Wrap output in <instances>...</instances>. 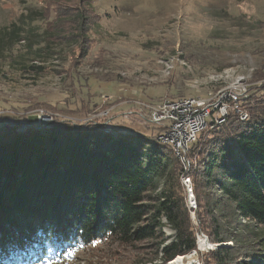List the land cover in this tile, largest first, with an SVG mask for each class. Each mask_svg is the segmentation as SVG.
<instances>
[{"label": "trees", "instance_id": "16d2710c", "mask_svg": "<svg viewBox=\"0 0 264 264\" xmlns=\"http://www.w3.org/2000/svg\"><path fill=\"white\" fill-rule=\"evenodd\" d=\"M58 17L29 9L1 27L0 69L13 63L40 74L58 56L53 45L65 41L86 55L90 15L77 7L72 17ZM255 71L264 78V62ZM81 92L62 101L65 110L29 106L81 118L110 105ZM9 99L1 109H18ZM239 106L248 118L229 109L223 123L204 129L189 148L188 170L159 141L157 126L143 125L152 135L114 134L102 131L103 123L75 126L54 117L36 126V116L1 114L0 264L57 263L105 238L152 241L159 262L149 264H167L197 250V232L214 244L232 243L207 252L214 264H264V81L249 86ZM182 177L191 181L198 227Z\"/></svg>", "mask_w": 264, "mask_h": 264}, {"label": "rangeland", "instance_id": "374dc122", "mask_svg": "<svg viewBox=\"0 0 264 264\" xmlns=\"http://www.w3.org/2000/svg\"><path fill=\"white\" fill-rule=\"evenodd\" d=\"M79 2L0 0V28L10 25L29 9L43 10L50 18L60 15L58 18L64 19L72 17L77 7L90 15L88 23L91 25L88 52L84 56L77 45L65 41L53 45L58 56L49 57L40 74L23 72L13 63L5 64L0 69V108H8L2 102V98L8 97L20 111L30 107L31 102H49L65 110L62 101L73 95L72 92L82 93V88L93 101L109 102L105 109H111V115H119L127 109L125 101L207 98L237 79L249 86L264 81L255 74L264 62V0ZM41 109L45 110L30 107L25 116L40 115L38 110ZM55 113L68 116L60 111ZM130 119L126 122L118 118L117 128H121V134L152 135L155 132L144 127L137 117ZM187 201L189 205L188 193ZM189 207L192 208L190 216L198 227L197 214L193 210L199 206L195 201ZM163 232L164 236L174 233L169 227ZM203 235L197 232V250L181 255L186 257V262L214 264L207 252L217 247L207 237L209 245L201 246ZM149 242L152 241L128 245L118 244L111 238L97 239L78 246L63 261L51 264L159 262ZM225 244L232 246L231 242Z\"/></svg>", "mask_w": 264, "mask_h": 264}, {"label": "built area", "instance_id": "2783aa9c", "mask_svg": "<svg viewBox=\"0 0 264 264\" xmlns=\"http://www.w3.org/2000/svg\"><path fill=\"white\" fill-rule=\"evenodd\" d=\"M248 87V83L237 79L207 98L178 97L157 102L134 99L125 101L124 104L127 105V115L137 117L144 125L160 128L159 141L169 146L184 169L188 170L189 148L204 129H211L223 123L229 109L236 112L241 120L248 118L247 112L239 106L247 96ZM181 179L187 189L189 206H192L195 200L192 199L193 194L190 196V192L192 193L190 178Z\"/></svg>", "mask_w": 264, "mask_h": 264}, {"label": "water", "instance_id": "95a60500", "mask_svg": "<svg viewBox=\"0 0 264 264\" xmlns=\"http://www.w3.org/2000/svg\"><path fill=\"white\" fill-rule=\"evenodd\" d=\"M104 110L105 111L100 110L97 113H92V114H89V115H87L85 117L79 118V117H72V116H63V117H61L60 116L61 114L41 109V110H38V112H40V115H37L36 116V120H32L31 124L39 126L41 124L50 123V122L53 121L54 117H58V118H62L64 120H67L68 122L72 123L75 126H78L80 124H85L87 122H92V123H95V124L103 123L100 126L102 131L117 133L121 129V128L120 129L117 128V125L119 124L118 118L124 119L125 121L127 120L128 122H129V120H131L130 119L131 117L133 118V116H131L129 114L128 115L126 114V110H123V112L121 114H119V115H111V111H112L111 109L110 110L104 109ZM4 113L5 114H12V115H20V114H24L25 115L26 112L23 111V110L20 111L18 109L12 110V109H1L0 108V115L4 114ZM37 117H38V119H37ZM64 117H67V118H64ZM4 119L6 120L5 121L6 123L15 124L14 119H12L11 117H4ZM72 119H74V120H72ZM100 119H103L105 121L100 122L99 121ZM111 123H112V125H109ZM142 125H144V124H142ZM190 194H191L190 196H192L191 192H190ZM192 199L194 200L193 196H192ZM203 241L205 242L206 246L209 245V241L207 240L205 235H203ZM226 245L227 244H225V243H221V244H215L214 246L215 247H219V246H226Z\"/></svg>", "mask_w": 264, "mask_h": 264}, {"label": "bare ground", "instance_id": "6f19581e", "mask_svg": "<svg viewBox=\"0 0 264 264\" xmlns=\"http://www.w3.org/2000/svg\"><path fill=\"white\" fill-rule=\"evenodd\" d=\"M186 257L184 256H178L177 258H175L173 261L170 262V264H193L194 261L192 260H188L189 257H188V261L186 262L185 261Z\"/></svg>", "mask_w": 264, "mask_h": 264}]
</instances>
